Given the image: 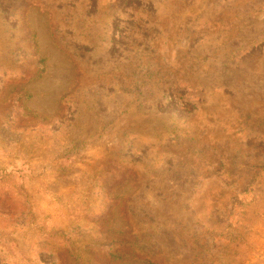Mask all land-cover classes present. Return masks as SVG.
Segmentation results:
<instances>
[{"label":"rangeland","instance_id":"rangeland-1","mask_svg":"<svg viewBox=\"0 0 264 264\" xmlns=\"http://www.w3.org/2000/svg\"><path fill=\"white\" fill-rule=\"evenodd\" d=\"M0 264H264V0H0Z\"/></svg>","mask_w":264,"mask_h":264},{"label":"trees","instance_id":"trees-1","mask_svg":"<svg viewBox=\"0 0 264 264\" xmlns=\"http://www.w3.org/2000/svg\"><path fill=\"white\" fill-rule=\"evenodd\" d=\"M145 261V260H144ZM150 263H152V262H150Z\"/></svg>","mask_w":264,"mask_h":264}]
</instances>
